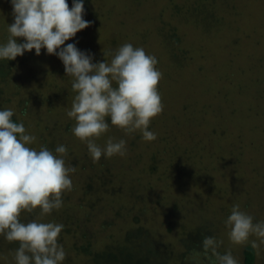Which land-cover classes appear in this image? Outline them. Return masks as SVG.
Returning a JSON list of instances; mask_svg holds the SVG:
<instances>
[{"label":"rangeland","instance_id":"rangeland-1","mask_svg":"<svg viewBox=\"0 0 264 264\" xmlns=\"http://www.w3.org/2000/svg\"><path fill=\"white\" fill-rule=\"evenodd\" d=\"M83 18L91 25L65 43L92 53L94 63L110 62L103 51L124 43L157 58L163 111L149 126L157 138L144 141L139 131L125 134L110 126L96 143L124 139L126 155L94 163L71 131L75 120L66 115L77 93L62 61L44 49L13 60L11 77L0 80V108H13L37 137L30 147L39 149L50 139V149L67 147L74 184L85 187L94 168L105 165L120 174V199L103 195L92 211L81 208L85 216L77 219L92 239L95 230L98 238L119 241L135 214L155 237L175 246L180 231L212 223L210 235L223 241L218 251L231 250L244 264V246L231 244L224 221L237 204L264 220V0H89ZM13 22L10 0H0V42ZM72 190L64 195L89 193ZM129 200L139 202L131 213L125 210ZM52 218L45 222L58 220ZM0 264H15L14 255L1 250ZM256 264H264V253L256 255Z\"/></svg>","mask_w":264,"mask_h":264},{"label":"clouds","instance_id":"clouds-1","mask_svg":"<svg viewBox=\"0 0 264 264\" xmlns=\"http://www.w3.org/2000/svg\"><path fill=\"white\" fill-rule=\"evenodd\" d=\"M14 22L7 24V37L0 42V61L15 60L24 53L41 50L56 55L77 94L66 115L75 120L71 131L85 143L93 162L126 155L127 142L111 137L104 147L96 143L116 126L125 134L141 133L144 141H154L149 130L152 120L162 113L158 82L162 72L158 60L143 47L124 43L114 52L103 51L110 62H93L94 56L76 43H65L89 27L84 17V0H10ZM22 38V42H20ZM13 108H0V237L18 242L15 264H64L66 252L59 241L62 223L45 222L44 217L63 207V195L72 190L65 157L68 149L59 144L54 149L41 145L25 124L13 120ZM37 213L36 218L22 220V214ZM232 245L250 246L260 257L264 253V220L233 205L224 221ZM222 240L204 236L200 252L208 264H239L231 250L218 251Z\"/></svg>","mask_w":264,"mask_h":264},{"label":"trees","instance_id":"trees-1","mask_svg":"<svg viewBox=\"0 0 264 264\" xmlns=\"http://www.w3.org/2000/svg\"><path fill=\"white\" fill-rule=\"evenodd\" d=\"M67 2L69 8H71L72 0H67ZM85 2H89V0H84ZM87 16L89 15L87 14ZM12 62L13 60L0 61V80L4 81L11 77L10 70L12 68ZM16 87L19 88L20 86L18 85ZM13 120L16 122L22 121L17 117H13ZM23 123L27 129L26 123ZM39 123L36 121L35 124ZM44 140L47 141L45 138ZM51 144L52 139L46 142L45 146L49 147ZM235 161L232 163H236ZM107 164L112 165L110 163ZM94 169V176L93 178L92 176H88L85 181V187L81 186V181H78L76 184L72 181L73 192L75 189H79L81 192H89L87 195L85 194L78 199L73 198L70 194L69 197L63 195V202L66 200L65 205L67 208L63 209L62 207L60 210L54 211L50 216L44 217V220L45 218L54 217L52 219H58L57 221L54 220L57 223H62L61 221H63L62 224L65 227L62 235L59 237L61 238L59 241L66 252L64 264H208L207 258L203 256L200 250H202L203 237L211 236L210 234L213 232L210 229L213 225L212 223L209 226H202V224L198 227L194 226L193 228L189 226L187 233L180 231L177 237V245L175 246L174 244H167L158 237H155V234L153 235L148 227L145 226L146 223L144 221L146 220L140 219L139 215L137 216L135 214L134 217L130 218L131 226L128 227L129 229L120 237L119 241L111 243L102 238L101 235L98 238L94 235L95 230L92 233V239V236H89L86 231V229L90 230L89 227L87 225L83 226L84 220L77 219L79 216L81 218L85 216L84 212H81V208L85 206L89 209L86 212L92 211L93 207L99 205L98 200H102L103 195V199L108 195L112 199H120L124 193L121 190L124 180L116 170L114 171L111 166L106 165L99 170ZM77 200H80L79 205L74 204ZM71 201L74 202L72 203ZM137 201L133 203L129 200L130 205L125 209L127 213L135 210L133 204L136 208L138 207L139 202ZM100 205H102V201ZM77 206H79L78 209H76ZM119 214L120 212H117V218L122 219ZM36 215L37 213L22 214L21 218L27 222V220L34 219ZM85 221L89 220L85 219ZM181 229L183 230V228ZM65 237H69V240ZM1 241L4 246L3 249L0 247V251H6L14 255L15 249L18 247V242H9L4 238ZM219 251L224 253L227 250L224 251L221 248ZM242 253L244 264H256V253L250 246H244Z\"/></svg>","mask_w":264,"mask_h":264}]
</instances>
